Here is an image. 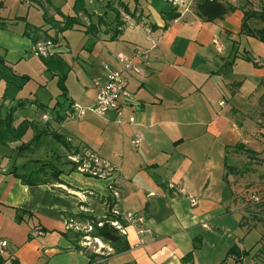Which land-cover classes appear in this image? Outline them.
Wrapping results in <instances>:
<instances>
[{"label":"crops","instance_id":"0c3cea01","mask_svg":"<svg viewBox=\"0 0 264 264\" xmlns=\"http://www.w3.org/2000/svg\"><path fill=\"white\" fill-rule=\"evenodd\" d=\"M185 1L188 6L179 9L168 0H0V118L25 103L14 113L13 125L28 121L36 127L20 141L0 143L5 264H237L229 256L235 246L250 252L238 264H262L254 257L260 245L254 251L246 247L247 236L258 229L246 223L243 197L253 191L264 195V43L242 31L247 1L219 0L238 9L213 22L197 16L195 0ZM173 7L180 17L163 29L162 14ZM58 11L78 15L81 25L58 34L57 44L46 48L47 55L58 53L69 66L67 98L59 89L54 103L49 87L57 78L46 71L44 55L33 52L27 33L40 28L53 37L56 30L45 24L44 13L62 21ZM37 36L48 43L42 32ZM119 55L142 70L125 71L132 98L121 100L119 113H73L72 105L94 104L96 82H105L108 73L103 65L118 69ZM255 107L259 114L253 115ZM47 129L64 136L80 155L90 150L109 162L117 178L88 176L79 168L71 172L65 159L82 156L58 142L54 147L49 135L19 152ZM135 134L141 137L138 147ZM242 147L257 159L249 169L254 156ZM42 162L63 171L60 183L49 179L29 186L16 177L38 170ZM253 181L252 191L247 187ZM109 195L123 216H142L156 241L126 222L129 249L119 254L96 238L94 245L74 234L63 236L89 222L68 220L66 214L97 215ZM36 226L45 230L42 235H35ZM196 241L200 247L194 250Z\"/></svg>","mask_w":264,"mask_h":264},{"label":"trees","instance_id":"16d2710c","mask_svg":"<svg viewBox=\"0 0 264 264\" xmlns=\"http://www.w3.org/2000/svg\"><path fill=\"white\" fill-rule=\"evenodd\" d=\"M261 2H262V5H261L260 10H257V9L256 10L255 9L246 10L244 12L242 31L250 36L256 37L260 42L264 43V0H262ZM120 7L121 9H123V11L126 14H130V11L126 5L120 4ZM195 9H196L197 16L201 20H203L204 22H213L217 19H221L225 17L226 15L234 12L238 8L230 4H224L220 2L219 0H195ZM58 13L62 17V21H55L53 18H50L46 12L44 13L45 24L50 25L51 29L56 30V34L53 37L49 35L47 36V32L41 31L40 28L35 30L34 35L31 34L32 31L30 33H27V36L31 37L32 39L33 46L37 45L38 43H41L39 42L41 37L37 36L39 32H42V34H44L45 36L44 37L45 41H42V42L44 43L49 42L51 44H57L58 34L67 32L69 30H73L75 29V27L81 25V21L78 15L67 16V15L62 14L60 11H58ZM162 15L165 20V26L163 27V29L168 28L171 21H174L180 17V14L177 12L176 8L174 7L170 11H167L163 13ZM1 23L2 22L0 19V24ZM116 24H117V27L121 26L119 13H117V16H116ZM98 25H100V22L99 24H93L87 30V32H89L90 29L97 27ZM117 34L118 32H116L112 36V38H114ZM41 60L44 66L46 67V71L52 77L57 78V85L59 89L61 90V98L66 100L68 93L65 87V81L67 78V74L69 72V66L58 53H53L51 55H47L46 57L43 56L41 57ZM248 60H251V59L248 58ZM24 105L25 103H20L17 107L11 108L5 118H0V143L8 144L11 142L20 141L23 138V136L26 134L29 128H34V129L36 128L35 124L28 122V121H24L18 127H14L13 125L14 124V113L16 112L18 107L24 106ZM43 108L45 107L43 106ZM54 110L52 109V111ZM61 118L63 117L61 116ZM44 135L51 136L56 142L60 143L68 151L73 150L72 155H76V156L80 155L78 148L72 146V144H70L64 136L57 134L52 129H47V130L40 131L39 133H37L29 143L22 144L21 146L18 147L19 152H22L23 150H29L33 146H36L38 140ZM243 150L249 157L255 156V153L253 151L244 149V148ZM80 156H83V154ZM36 162H39V161H36ZM68 162L72 165L71 172L77 171L78 167L81 165V163H76L72 161H68ZM62 173L63 171L60 170L53 163L42 162V165L38 170L31 172L28 175H21V176L16 175V177L20 179L22 183L25 185L35 186V185L47 184L49 179H52L55 182L60 183L61 181L59 179V176ZM87 175L91 176L89 174ZM103 200L106 202V205L108 207V215H105V217L98 219V218L93 217L92 215H87L84 213H79L77 215L68 213L66 214V216L68 220L79 219L82 221H89L90 227H91V231L88 233L89 236L99 239L109 244L116 254L123 253L129 249L126 236L121 232V230L114 227L112 225V222L119 221V223L123 227H125L126 223L123 220H121L120 217L113 215L112 210L115 206V201L113 197L109 195L105 197ZM24 214H27V212L24 211ZM260 214L262 216L258 220H264V205L262 206V212ZM29 216H32V215L30 214ZM21 220L22 218L20 216L16 217L17 222H20ZM36 229L37 231L41 233L45 231L43 228L39 226H36ZM70 234H74L76 238L77 237L79 238L82 236L81 233L74 232L73 229L68 230L66 233L63 234V236L69 237ZM263 237H264V234L261 235L260 241L258 242L260 244V247L254 254V257L256 256V258L262 264H264V243L261 241ZM199 247H200V242L196 241L194 243V250H197ZM75 248L77 250H80V247L78 245H75ZM249 255H250L249 251L240 252L236 246L233 247L229 251V256H234L236 258L237 264L241 261L243 257L249 256ZM192 258H193V253H190L186 257L187 260H191ZM5 262L6 260L0 254V264H5Z\"/></svg>","mask_w":264,"mask_h":264},{"label":"built area","instance_id":"2783aa9c","mask_svg":"<svg viewBox=\"0 0 264 264\" xmlns=\"http://www.w3.org/2000/svg\"><path fill=\"white\" fill-rule=\"evenodd\" d=\"M115 1V0H111ZM172 3L175 7H186L188 3L185 0H168ZM186 10V8L182 9ZM216 43V41H213ZM52 46L51 43H38L37 45L33 46V52L36 55H47L46 48ZM118 62L122 65L118 69H110L106 64L103 65L104 69L108 71L106 75L105 82H96V97L94 104L91 107L83 108L78 105H72L71 109L73 113H76L78 116H85L87 112L95 113L96 115L103 116L107 112L115 111L119 113L120 102L123 99H131L132 96L127 89V76L125 71L133 70L138 74L142 73L141 68L134 64L133 60L127 58L123 55L118 56ZM43 119L48 121V117L44 116ZM134 120L131 119V122ZM141 142V137L139 134L134 135L133 145L138 147ZM79 158V159H78ZM75 162L81 163L78 167L79 170L83 173L89 174L95 177H111L116 179L118 176V170L113 168L112 165L101 159L98 155L93 153L90 150H84L82 157H75L73 158ZM1 172V168H0ZM114 197H118V194L114 192ZM250 200L253 201L254 204H260L264 201L263 194H259L258 192H251L249 196ZM192 206L197 204L196 199H192L191 201ZM112 213L120 217L124 222H126L129 226L134 227L137 229V233L140 235H148L150 238V242H155L156 238L153 235L152 230L147 226L145 219L142 216H139L134 213H127L124 216L120 214L117 210L113 209ZM112 225L117 229L121 230V232L125 235V227H123L119 221L112 222ZM36 236L42 235L41 232L36 231ZM8 245L6 241L0 243V254L3 253V249ZM140 246H145L146 242L142 239L139 240Z\"/></svg>","mask_w":264,"mask_h":264},{"label":"rangeland","instance_id":"374dc122","mask_svg":"<svg viewBox=\"0 0 264 264\" xmlns=\"http://www.w3.org/2000/svg\"><path fill=\"white\" fill-rule=\"evenodd\" d=\"M247 1V4H245V6L248 8L247 10H260L261 5H262V0H245V2ZM26 6H24L25 8ZM33 86V84H32ZM49 94L50 96H52L53 100L52 102L58 100V94L60 93V90L57 86V83L54 82V84H51L49 87ZM52 94V95H51ZM55 103V102H54ZM264 109V106H261ZM259 108V106H258ZM257 107H255V111L253 113V115H255L256 111L258 110L257 114H259V109ZM258 136V135H257ZM259 137V136H258ZM57 142L53 143V146L55 147ZM58 145V143H57ZM84 151V150H83ZM79 159V158H78ZM251 162H249V164L247 163V169H249V167H251L253 164L256 163L257 159L252 158L250 159ZM64 164H68V160L65 159V163ZM251 189L252 191L254 189H256V183L253 181L250 184H248L247 189ZM262 192V191H260ZM250 193L248 194L247 197H243V201L244 204L246 205L245 210L247 212V216H246V223L248 224V227L250 228H256L259 231H261V235L264 234V220H258L262 215L260 214L262 212V206L264 205L263 203L260 204H254L253 201H251L249 198ZM259 198H264V197H259ZM114 209V208H113ZM97 215L93 214V217L95 216V218L97 216H102V215H108V207L107 205L104 207V211L103 210H98L96 212ZM114 215V214H113ZM121 219V218H120ZM122 220V219H121ZM83 222V221H82ZM89 223V222H88ZM88 223H81V225H78L77 228H75V232L77 233H81L82 236L81 237H77L79 242H87L86 240L89 241L90 244H94L95 242V238L91 237L88 235V233L91 231V227L88 225ZM86 224V225H85ZM258 230H253V232H251L248 236H247V241L246 243V247L249 248L250 251H254L257 247V245H260L258 242L260 241V234L258 232ZM261 241L264 243V237L261 239ZM95 245V244H94Z\"/></svg>","mask_w":264,"mask_h":264}]
</instances>
